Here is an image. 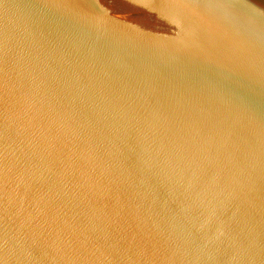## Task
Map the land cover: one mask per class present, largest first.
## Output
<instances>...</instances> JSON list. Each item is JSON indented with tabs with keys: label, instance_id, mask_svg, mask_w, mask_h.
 Segmentation results:
<instances>
[{
	"label": "water",
	"instance_id": "obj_1",
	"mask_svg": "<svg viewBox=\"0 0 264 264\" xmlns=\"http://www.w3.org/2000/svg\"><path fill=\"white\" fill-rule=\"evenodd\" d=\"M0 264H264V0H0Z\"/></svg>",
	"mask_w": 264,
	"mask_h": 264
}]
</instances>
